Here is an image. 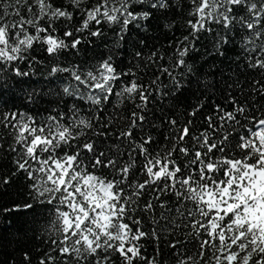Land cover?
<instances>
[{"label":"snow or ice","instance_id":"6c2138e0","mask_svg":"<svg viewBox=\"0 0 264 264\" xmlns=\"http://www.w3.org/2000/svg\"><path fill=\"white\" fill-rule=\"evenodd\" d=\"M176 7L186 34L167 49L126 35ZM105 28L107 55L66 59ZM14 186L0 217L54 237L37 264H161L165 237L175 264H264V0H0V189Z\"/></svg>","mask_w":264,"mask_h":264},{"label":"trees","instance_id":"16d2710c","mask_svg":"<svg viewBox=\"0 0 264 264\" xmlns=\"http://www.w3.org/2000/svg\"><path fill=\"white\" fill-rule=\"evenodd\" d=\"M180 5L187 4L188 0H179ZM156 19L150 18L148 21L143 22L140 27H137L136 24H131L129 26V31L126 34L129 39L139 42L140 40H145L148 44V47L151 48L152 45L156 47H163L167 49L168 43L174 38H178L182 34H186L183 27L185 15L181 14L180 8L176 7L175 12H168L165 15L159 13L156 14ZM174 21V23H173ZM165 23H172V27L165 28ZM144 25H150L147 30H144ZM118 30V29H117ZM106 38L103 43L98 42L97 46L93 48L92 45H82V48L87 49L86 52H82L79 57H73L69 54L66 59L71 60L73 63H77L81 60L88 62H94L95 58H99L101 55H107V51L104 48V44L111 45L113 43V33L112 31L105 28ZM123 43L124 52L127 53L131 51V47L128 43ZM205 41H201L198 45L197 63H203L201 59L202 56H205L204 51ZM210 51V48H209ZM230 57H234L235 53L230 52L228 54ZM129 57L125 55V63L129 61ZM208 63H212L213 58L207 57ZM226 59V58H225ZM205 64V68H207ZM34 82V86L38 88H48L53 85L46 84L44 82L43 76H35L31 78ZM31 90V87L29 88ZM37 98L40 99V93H37ZM52 99V97L45 96L43 99H40V108L47 107V101ZM17 103L27 105L29 110H35L37 107L35 104L30 103L26 98L21 96V99ZM20 192L18 186L9 188L7 191L0 189V202L9 201L17 199V195ZM33 227L36 228V238L33 237ZM26 232V235H25ZM180 235V234H178ZM43 236L45 240L49 238H54L50 231L48 230L47 222L41 221L40 223L33 226L31 220L25 216L24 213H13L12 215H5L0 217V264H7L8 261L12 259L16 260V264H21L22 257L20 252L22 248L26 245L30 253L32 254V264H37L39 255L42 253L39 251L45 249V245L41 243L40 237ZM170 243L167 237L163 238L159 243L160 251L162 252L161 264H175L172 259V255L169 252L167 243ZM145 246V255H153L156 251L157 244L153 241H142ZM46 250V249H45ZM194 250V249H193Z\"/></svg>","mask_w":264,"mask_h":264}]
</instances>
